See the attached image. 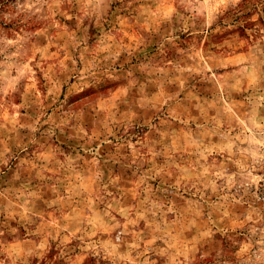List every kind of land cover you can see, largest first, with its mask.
Instances as JSON below:
<instances>
[{"label": "rangeland", "instance_id": "1", "mask_svg": "<svg viewBox=\"0 0 264 264\" xmlns=\"http://www.w3.org/2000/svg\"><path fill=\"white\" fill-rule=\"evenodd\" d=\"M0 264H264V0H0Z\"/></svg>", "mask_w": 264, "mask_h": 264}]
</instances>
